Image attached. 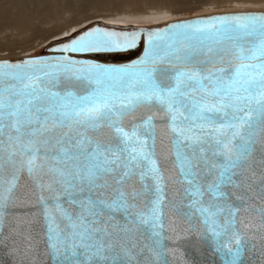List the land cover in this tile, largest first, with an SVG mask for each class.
Segmentation results:
<instances>
[{
  "label": "snow or ice",
  "instance_id": "6c2138e0",
  "mask_svg": "<svg viewBox=\"0 0 264 264\" xmlns=\"http://www.w3.org/2000/svg\"><path fill=\"white\" fill-rule=\"evenodd\" d=\"M142 36L131 63L86 58ZM25 172L52 264H171L167 209L202 217L220 264H242L237 214L255 187L264 195V11L156 29L94 24L50 55L0 60V236Z\"/></svg>",
  "mask_w": 264,
  "mask_h": 264
},
{
  "label": "water",
  "instance_id": "95a60500",
  "mask_svg": "<svg viewBox=\"0 0 264 264\" xmlns=\"http://www.w3.org/2000/svg\"><path fill=\"white\" fill-rule=\"evenodd\" d=\"M240 12L249 11H238L224 14ZM213 15L193 17L183 20L206 18ZM172 22L174 21L146 26L135 24L121 25L107 23L104 21H96L85 25L75 32L94 24H99L100 26H111L117 30H138L141 28H163ZM70 35L49 41L45 44L43 53L35 56H47L52 54V49L57 45L58 41L66 39ZM144 50L145 38L142 36L138 46L134 49L120 52L87 54L86 58L93 59L96 62L104 64L123 65L140 58L143 55ZM97 54H132V57L127 59L119 58L110 60L97 58ZM24 58L25 57L5 59L18 61ZM111 135V130L105 129L103 131V136L105 138ZM162 149L167 151L166 139L162 145ZM259 158L260 151L258 145V149L257 152L254 153L253 160L255 161ZM255 170L258 182L260 176V167L258 164L255 165ZM166 175L173 177L172 182L168 184V196L175 199L177 204H179L182 198L181 189L183 185L176 182L178 176L174 169H169L166 172ZM233 191H235L237 195L240 194V190ZM38 195L39 191L27 176V173H23L19 182V187L17 188L19 207L13 210L14 214L8 218L7 223L4 225V235L0 236V264H52L50 256L47 255L46 226L43 216L36 208L30 206L35 204ZM247 206L250 209L249 211H244L243 208H241V211L237 214L239 234L248 242V247L242 256V264H264V217H262L258 211L261 206H264V195L259 193L258 187H255V198L249 200ZM167 212L169 226L168 234L173 237L169 242V246L175 250V253L170 256L171 264H220L219 258L213 254L212 243L209 239L202 217H198L194 221L190 222L185 217L177 214L171 209H167Z\"/></svg>",
  "mask_w": 264,
  "mask_h": 264
},
{
  "label": "rangeland",
  "instance_id": "374dc122",
  "mask_svg": "<svg viewBox=\"0 0 264 264\" xmlns=\"http://www.w3.org/2000/svg\"><path fill=\"white\" fill-rule=\"evenodd\" d=\"M119 1L120 0H117V2L119 3L118 4L115 0L116 2L115 4L114 1L113 2L108 1L110 2L108 3L106 0H103V2L105 3H103L100 0H78L79 4H77V0H73L72 2L74 3V5H71L72 6L70 7L71 10L64 9L65 12L64 10L62 11V13L64 12V14L61 13L60 21L59 19L57 20L47 19L46 20L47 23L45 21H44L45 23L43 22L44 23L43 25L42 22L40 23L42 26H40L39 29L40 30L43 29L42 30L43 33L42 31L28 30L29 32L24 31L25 33L22 32V34L21 33L19 34V32L11 33L9 31L10 33L8 32L7 37H6V33L3 34L2 36L4 40L3 39L2 40L4 43L3 48L5 47L4 52H9L10 50H15V51L23 50L25 53H27L28 56L40 55L43 53L44 46L46 44L45 43L41 46L36 47V45L40 43L42 39L41 38L42 34L44 35L47 32L50 33L52 31L54 32V31L63 30L64 28L69 27V25L72 26L71 32L55 37L52 40L70 35L76 30L84 27L85 25L96 21H104L107 23H114L121 25L135 24V25L148 26L153 24H164L170 21L183 20L193 17L209 16L213 14H224V13L238 12V11H264V0H256V1L254 0H179L177 1L176 5L171 4L170 8H166V6H164L165 8L163 6H161L160 8L159 6L153 7L154 5L152 6L151 4H149L148 6L146 5V7L145 5H140L141 8L137 6V4L132 5L133 7H130L127 5L123 6L124 3L120 4ZM102 3L104 6L106 5L107 6L104 7ZM99 4L100 6H98ZM75 5L77 6L75 7ZM124 8H126L125 10L127 11L123 10ZM83 19H86L87 22L83 23L82 25H79L76 28L73 26L72 23H75L73 21L79 22L80 20H82L84 22L85 20ZM57 28L58 30H56ZM31 32L33 33L31 34ZM16 33H18L19 35ZM13 58L16 57L13 56ZM13 58L10 57L9 59H13ZM113 59H118V58H113Z\"/></svg>",
  "mask_w": 264,
  "mask_h": 264
},
{
  "label": "bare ground",
  "instance_id": "6f19581e",
  "mask_svg": "<svg viewBox=\"0 0 264 264\" xmlns=\"http://www.w3.org/2000/svg\"><path fill=\"white\" fill-rule=\"evenodd\" d=\"M70 1L71 0H0V59L10 58V57L13 58V56L16 58H23V57L28 56L27 53H25L23 50H21V51L10 50L9 52H4L5 47L3 48V46H4V43H3L4 39L2 36L3 34L6 33V37H7L9 31L11 33L12 32H19V34L20 33L22 34V32H24V31L26 32L28 30L42 31L43 29L41 28L42 30H40L39 28H40V26H42L46 22L47 19H49V20L50 19H52V20L59 19V21H60V15H61L62 11L64 9L71 10L70 7H72L71 5H74V3L72 2L73 0L71 2ZM100 1L103 2V0H100ZM106 1L107 2L108 1H110V2L114 1L115 4L117 2V0H116V2H115V0H106ZM177 1H179V0H120L119 2H120V4L124 3L125 5L123 4V6L127 5L130 7H133L132 5H135V4H137V6H139V7H140V5H145V7H146V5L148 6L149 4H151L152 6L154 5L153 7L159 6V8H160L161 6H163V7L166 6V8H170L171 7L170 5L171 4L176 5ZM254 1H256V0H254ZM110 2H108V3H110ZM103 3H105V2H103ZM103 3H102V5H103ZM77 4H79L78 0H77ZM151 5H150V7H151ZM76 6L77 5H75V7ZM98 6H100V4ZM106 6H104V7H106ZM126 8H128V7H126ZM126 8H124L123 10H125ZM142 8H143V6H142ZM125 11H127V10H125ZM64 12H65V10H64ZM64 12L62 14H64ZM66 16H68V15H66ZM78 19H77V21H78ZM83 20H85V21L84 22L82 20H80L79 22L73 21L75 23H72V24L76 28L79 25H82L83 23L87 22L86 19H83ZM41 22H42V25L40 24ZM48 22H50V21H48ZM36 25H38V26H36ZM71 27L72 26L69 25V27L64 28L63 30L54 31V32L52 31L50 33L47 32L48 34L45 33L44 35L42 34V37H41L42 39H41L40 43H38L36 45V47L47 43L48 41L52 40L55 37H58V36H61V35H64L66 33L71 32V29H72ZM56 30H58V28ZM32 33L33 32H31V34ZM42 33H43V31H42ZM16 34H18V33H16ZM16 58H13V59H16Z\"/></svg>",
  "mask_w": 264,
  "mask_h": 264
},
{
  "label": "flooded vegetation",
  "instance_id": "af4514ba",
  "mask_svg": "<svg viewBox=\"0 0 264 264\" xmlns=\"http://www.w3.org/2000/svg\"><path fill=\"white\" fill-rule=\"evenodd\" d=\"M96 57L101 59H113V58L127 59L132 57V54H97Z\"/></svg>",
  "mask_w": 264,
  "mask_h": 264
}]
</instances>
